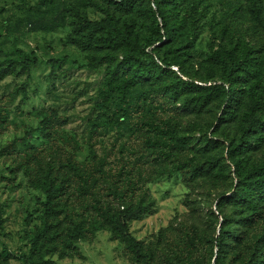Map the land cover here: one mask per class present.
<instances>
[{
	"label": "rangeland",
	"instance_id": "obj_1",
	"mask_svg": "<svg viewBox=\"0 0 264 264\" xmlns=\"http://www.w3.org/2000/svg\"><path fill=\"white\" fill-rule=\"evenodd\" d=\"M35 1L0 0V67L20 59L22 53L37 59L27 67L17 64L10 74L0 77L1 240L13 253L28 252L31 235L40 224L44 195L32 185L26 168L63 166L70 159L87 169H103L105 179L97 180L94 187L100 188V194L106 192L105 188H124L125 184L146 191L151 210L129 224V232L142 244H159L160 233L164 234L168 226L172 236L196 223L213 233L218 225L209 221V211H215L220 190L211 188L229 186L222 185V181L192 180L178 168L200 159L194 152L195 144L207 136L222 141L223 161L228 167L226 178H234V165L226 150L239 135L250 100H242L233 111L229 109L234 119L228 116L223 120L226 101L193 109L167 95L164 84L142 79L128 90L130 106L126 117H121L114 100L108 109H102L98 104L106 76L104 65L97 70L70 63L50 66L51 58L62 55L80 63L90 61L91 53L67 42L69 18L62 11V5L86 0H58L57 6L43 9L37 16L27 15V4ZM109 1L114 0H98L104 5ZM176 1L177 7L169 14L193 20L195 31L193 45L185 47L182 43L174 53L181 66L171 63L167 67L172 70L170 81L177 77L207 86L212 82L207 78L213 77V83H219L213 54L264 55V0ZM84 8L91 19L102 15L93 6ZM161 49L164 54L167 46ZM140 53L145 57L149 47L142 46ZM167 59L171 60L170 55ZM259 104L264 112V97ZM149 123L177 132L188 143L186 149L165 157L160 148H154ZM167 132L159 134L166 138ZM249 157L252 165L261 163L264 143ZM84 199L91 201L89 196ZM76 246L81 255L59 258L54 254L50 259L55 264H131L125 245L106 229L86 236ZM8 264L24 263L11 258Z\"/></svg>",
	"mask_w": 264,
	"mask_h": 264
},
{
	"label": "trees",
	"instance_id": "obj_2",
	"mask_svg": "<svg viewBox=\"0 0 264 264\" xmlns=\"http://www.w3.org/2000/svg\"><path fill=\"white\" fill-rule=\"evenodd\" d=\"M106 3L86 0L62 5V11L68 13L69 18L67 42L91 53V57L86 63L68 55L50 59L51 68L70 63L97 70L104 65L106 76L104 88L99 90L101 101L98 104L102 109H108L114 100L121 117H126L130 106L128 90L142 79L164 84L167 95L193 109L199 110L213 101H226L223 120L228 116L234 119L229 109L233 111L242 100H250L251 106L247 104L243 120L241 118L239 135L230 141L226 150L234 165V178L231 175L226 178L228 167L223 161L222 141L207 136L195 144L194 152L200 159L185 162L178 168L192 180L222 181V185L229 186L211 188L220 190L216 194L215 211H209V221L217 223L218 227L211 233L196 223L181 228L180 235L172 236L168 226L164 234L160 233L159 244L144 245L131 235L129 224L151 210L146 191L125 184L124 188L118 185L105 188L106 192L100 194V188L94 187L97 180L105 179L103 169H87L70 159L63 166L26 168L32 185L44 195L40 224L31 235L25 254L13 253L0 237V264H8L11 258L24 264H55L50 259L54 254L59 258L79 256L76 243L102 229L125 245L131 264H264V159L256 165L249 161L250 153L264 143V112L259 104L264 97V55L213 54L219 83H213V77L207 78L212 81L207 86L177 77L170 81L172 70L167 67L171 63L181 66L174 53L182 43L185 47L193 45V20L169 14L177 7L176 0ZM57 4L58 0H36L33 5L27 4L25 12L37 16L43 9ZM87 6L101 11V17L89 18L84 8ZM142 46L149 47L145 57L140 53ZM163 46H167V51L161 54ZM35 63V57L22 53L20 59L10 60L0 67V77L10 74L17 64L27 67ZM148 125L154 133V148H160L165 157L186 149L188 143L177 132ZM166 132V138L159 134ZM87 196L90 203L84 199Z\"/></svg>",
	"mask_w": 264,
	"mask_h": 264
}]
</instances>
